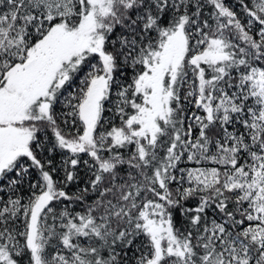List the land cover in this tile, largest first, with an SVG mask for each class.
Instances as JSON below:
<instances>
[{
	"label": "snow or ice",
	"instance_id": "snow-or-ice-1",
	"mask_svg": "<svg viewBox=\"0 0 264 264\" xmlns=\"http://www.w3.org/2000/svg\"><path fill=\"white\" fill-rule=\"evenodd\" d=\"M0 264H264V0H0Z\"/></svg>",
	"mask_w": 264,
	"mask_h": 264
}]
</instances>
